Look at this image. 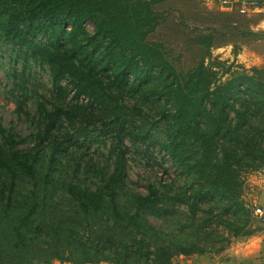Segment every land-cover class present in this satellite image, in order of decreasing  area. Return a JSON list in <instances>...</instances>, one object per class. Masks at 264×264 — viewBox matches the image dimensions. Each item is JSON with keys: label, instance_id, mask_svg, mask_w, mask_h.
Masks as SVG:
<instances>
[{"label": "rangeland", "instance_id": "obj_1", "mask_svg": "<svg viewBox=\"0 0 264 264\" xmlns=\"http://www.w3.org/2000/svg\"><path fill=\"white\" fill-rule=\"evenodd\" d=\"M220 1H130L131 17L145 11L153 15L144 28L148 59L140 62L119 49L115 55L125 59L126 68L137 64L143 80L159 89L168 81L163 79L167 74L181 79L202 63L213 75L211 86L241 75L264 85V14H243L237 6L226 10ZM32 4L33 0H0V125L15 137L19 149L31 151L35 168L47 173L50 183L0 170V264H78L83 261L81 242L129 240L123 223L114 220V208L126 210L130 195L145 194V186L153 182L181 191L184 175L161 147L167 139L160 113L164 102L151 93L152 86H139L128 76L114 79L113 68L99 69L102 62L93 69L102 88L90 90L91 96H76L67 80L56 79L41 59L56 41L37 32L40 20L30 11ZM72 19L67 16L65 22ZM11 22L20 44L2 33ZM74 24L77 40L88 38L86 47L99 43L89 45V54H101L104 41L94 33L91 20L81 18ZM67 27L70 30L71 25ZM207 36L210 48L203 45ZM57 109L68 113L46 117L45 110ZM243 178L241 199L250 210L247 226L230 238L232 229L215 221V211L204 232L222 235L223 242L230 238V244L216 254L202 255L227 251L238 260L255 255L264 264V226L251 214L253 206L264 207V168L248 171ZM69 184L78 190L102 189L101 207L84 208L67 191ZM172 197L170 192L162 205L145 212L150 223L172 225L177 216L186 215L183 198ZM203 204L206 201L197 206L203 209ZM32 206L30 230H24L25 237L18 241L14 227Z\"/></svg>", "mask_w": 264, "mask_h": 264}, {"label": "trees", "instance_id": "obj_2", "mask_svg": "<svg viewBox=\"0 0 264 264\" xmlns=\"http://www.w3.org/2000/svg\"><path fill=\"white\" fill-rule=\"evenodd\" d=\"M130 1L33 0L30 11H35L40 20L37 32L45 39L56 41L55 48L43 52L41 59L51 67L56 79L67 80L76 96L84 93L91 96L90 90L102 88L99 76L93 73L102 62L104 66L99 69L113 68L114 79L128 76L139 86H152L143 80L137 64L126 68L125 59L114 53L119 49V53L126 52L140 62L148 59L144 28L153 15L145 11L131 17L134 11L128 5ZM67 16L73 19L65 22ZM81 18L90 19L94 33L101 35L104 41L101 54H89L90 47L97 42H90V47L88 44L86 47L88 38L82 42L75 37L74 23L80 24ZM14 29L15 24L11 22L2 33L11 42L20 44ZM203 38V45L210 48L209 36ZM212 76L210 68L202 63L181 79L167 74L163 79L168 81L161 89L152 86L151 93L164 102L160 113L166 120L167 141L161 143V147L180 168L185 186L180 191L158 181L147 184L145 194H131L129 208L113 210L114 220L123 223L129 240L117 242L108 238L103 244L97 241L89 245L81 242L83 261L80 264H173L180 255L223 251L230 244V238L240 235L247 226L250 210L241 199V187L245 173L264 168V85L252 76L241 75L211 86ZM44 113L53 119L68 112L57 109ZM30 154V150L19 149L15 137L0 125V170L18 172L49 184L48 174L35 168ZM108 184L109 181L105 187L108 188ZM67 191L77 196L84 208L101 207L104 194L100 188L78 190L69 184ZM170 192L173 201L183 198L181 203L186 206V215L177 216L172 225L164 221L158 226L150 223L145 212L162 205ZM199 201H206L203 209L197 206ZM215 211V221L228 224L233 231L228 242L221 240L222 235L204 232L213 222ZM33 213L34 206L14 227L18 241L25 237L24 230H30L29 218ZM224 215L229 216V220L221 217ZM215 244L219 247L215 248Z\"/></svg>", "mask_w": 264, "mask_h": 264}, {"label": "crops", "instance_id": "obj_3", "mask_svg": "<svg viewBox=\"0 0 264 264\" xmlns=\"http://www.w3.org/2000/svg\"><path fill=\"white\" fill-rule=\"evenodd\" d=\"M253 258L238 260L236 257L230 255L227 251H224L217 255H191V256H178L174 260L173 264H263L262 261L257 260L255 255ZM49 264H77L71 262H52ZM80 264V263H78ZM91 264V263H84ZM97 264H112L110 262H100Z\"/></svg>", "mask_w": 264, "mask_h": 264}, {"label": "built area", "instance_id": "obj_4", "mask_svg": "<svg viewBox=\"0 0 264 264\" xmlns=\"http://www.w3.org/2000/svg\"><path fill=\"white\" fill-rule=\"evenodd\" d=\"M220 2L226 10H232L234 6H237L238 11L243 14L248 12L264 14V0H221ZM251 214L264 226L263 206H253Z\"/></svg>", "mask_w": 264, "mask_h": 264}]
</instances>
